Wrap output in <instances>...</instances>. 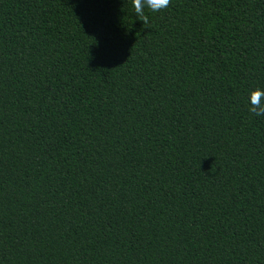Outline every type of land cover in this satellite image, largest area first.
I'll list each match as a JSON object with an SVG mask.
<instances>
[{"label":"trees","instance_id":"16d2710c","mask_svg":"<svg viewBox=\"0 0 264 264\" xmlns=\"http://www.w3.org/2000/svg\"><path fill=\"white\" fill-rule=\"evenodd\" d=\"M0 264H264V0H0Z\"/></svg>","mask_w":264,"mask_h":264}]
</instances>
